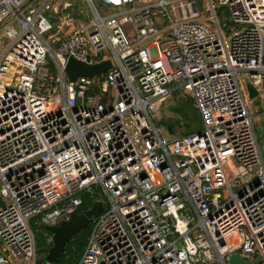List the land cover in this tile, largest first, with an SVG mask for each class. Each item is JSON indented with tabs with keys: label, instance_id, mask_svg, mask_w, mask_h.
<instances>
[{
	"label": "built area",
	"instance_id": "2783aa9c",
	"mask_svg": "<svg viewBox=\"0 0 264 264\" xmlns=\"http://www.w3.org/2000/svg\"><path fill=\"white\" fill-rule=\"evenodd\" d=\"M81 1L0 0V264H36L33 221L81 194L104 211L77 264H264V0ZM70 59L112 67L71 82ZM175 93L201 128L167 139Z\"/></svg>",
	"mask_w": 264,
	"mask_h": 264
},
{
	"label": "water",
	"instance_id": "95a60500",
	"mask_svg": "<svg viewBox=\"0 0 264 264\" xmlns=\"http://www.w3.org/2000/svg\"><path fill=\"white\" fill-rule=\"evenodd\" d=\"M110 62H104L96 66H88L84 63L70 59L67 67L66 73L71 82L76 81L79 77H94L99 74H103L109 69H111ZM247 91L249 98L251 100L258 97V92L256 88L252 86L249 80H246ZM169 132H173L172 128L168 126ZM104 211V206L102 204L95 205L92 209L84 212L83 214L74 213L71 215L69 221H63L59 226L47 227L49 233H51L53 246L51 248H46L44 252L46 253V261L48 264H55L59 261L60 257L66 250L67 245L74 240L77 235L86 228L90 222L96 219ZM230 264H247L242 262L237 257H232L229 260Z\"/></svg>",
	"mask_w": 264,
	"mask_h": 264
},
{
	"label": "rangeland",
	"instance_id": "374dc122",
	"mask_svg": "<svg viewBox=\"0 0 264 264\" xmlns=\"http://www.w3.org/2000/svg\"><path fill=\"white\" fill-rule=\"evenodd\" d=\"M72 11H83L89 12L90 7L84 4L81 0H70ZM82 21H85L84 16L81 17ZM221 23L224 21L221 20ZM63 39V36H59ZM253 113L255 114L253 122L256 129L257 137L262 150V156L264 161V109L262 105V100L260 97L253 99ZM194 105L191 98L184 94L175 93L167 101L162 103L159 107L158 113H160L159 118L154 119V122L158 128H160L161 133L167 137V139H172L175 136H182L188 133V131L198 130L200 128V118L194 111ZM170 123L175 124V131L169 132L168 125ZM229 263V259H227ZM18 264H33L32 262H18Z\"/></svg>",
	"mask_w": 264,
	"mask_h": 264
},
{
	"label": "trees",
	"instance_id": "16d2710c",
	"mask_svg": "<svg viewBox=\"0 0 264 264\" xmlns=\"http://www.w3.org/2000/svg\"><path fill=\"white\" fill-rule=\"evenodd\" d=\"M219 19L225 21L228 19L229 14L226 10H219ZM192 101V100H191ZM193 103V101H192ZM196 114L198 115V112L196 109H194ZM199 118V115H198ZM168 126H170L175 131V124L170 123ZM194 131H188L187 134H191ZM82 198V206L80 207L78 214H83L84 212L92 209L95 205L98 204V197L91 196L89 194H81L80 196ZM5 201L0 197V207L5 206ZM38 220V219H36ZM36 220L33 221V230L35 233V239H36V247H37V262L36 264H48L46 261V253L44 250L46 248H51L53 246L52 240H51V233L48 232L47 227L44 226H37ZM94 224V220L90 222V224L84 228L77 237L72 240L66 247L65 252L60 257L59 261L55 264H77V261L80 260L82 257L86 246L88 244V239L92 231V227Z\"/></svg>",
	"mask_w": 264,
	"mask_h": 264
},
{
	"label": "crops",
	"instance_id": "0c3cea01",
	"mask_svg": "<svg viewBox=\"0 0 264 264\" xmlns=\"http://www.w3.org/2000/svg\"><path fill=\"white\" fill-rule=\"evenodd\" d=\"M200 128H201V124H200ZM200 128H199V129H200ZM199 129H198V130H199Z\"/></svg>",
	"mask_w": 264,
	"mask_h": 264
}]
</instances>
